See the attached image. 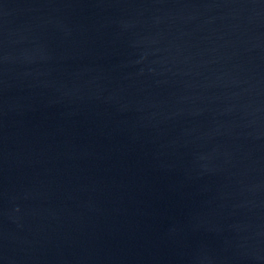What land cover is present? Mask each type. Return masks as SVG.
Masks as SVG:
<instances>
[{"label":"water","instance_id":"obj_1","mask_svg":"<svg viewBox=\"0 0 264 264\" xmlns=\"http://www.w3.org/2000/svg\"><path fill=\"white\" fill-rule=\"evenodd\" d=\"M0 264H264V0H0Z\"/></svg>","mask_w":264,"mask_h":264}]
</instances>
